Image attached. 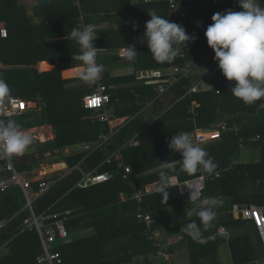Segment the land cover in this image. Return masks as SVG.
Listing matches in <instances>:
<instances>
[{
  "label": "trees",
  "instance_id": "16d2710c",
  "mask_svg": "<svg viewBox=\"0 0 264 264\" xmlns=\"http://www.w3.org/2000/svg\"><path fill=\"white\" fill-rule=\"evenodd\" d=\"M16 2L17 0H0V11L12 7L10 5ZM181 2L186 6L184 1ZM259 3L264 7V0H259ZM157 7L166 14L162 3ZM222 7L224 5H218L216 10ZM235 9H238V12L242 10L238 1H226L225 11ZM75 10L76 18L79 10L78 8ZM168 19L176 23L173 17ZM87 21L85 24L92 25L88 19ZM93 26L96 30V26ZM71 31L57 36L65 38L57 42L65 43L70 40ZM187 32L194 35L195 40L189 42L187 48L185 47L186 60L191 61L199 54H206L212 50L207 45L205 35L197 29L189 16ZM137 36L140 38L143 33ZM51 40L45 39L43 43H52ZM136 51L139 52L137 61L133 62L140 68L158 66L167 68L179 65L183 61L177 56L172 63H158L147 48H139ZM145 58H149L153 64H146ZM61 60L62 63L67 62L65 58ZM61 68L62 66H54L52 70L43 73L33 70L0 71V76L7 81L11 89V95H19L33 101L40 100L41 106L38 118H35L33 110L21 116L0 118L13 119L22 129L48 124L55 131L52 141L32 143L23 155L14 156V165L18 171H31L39 167L40 160L52 150L58 151L64 146L83 141L96 142L101 132L108 131L105 124L93 120L94 114L81 106V97L72 90L64 88V82L60 78L58 81L55 80L54 76ZM23 73H32L33 79L24 82L20 76ZM191 83V77H187L170 87L172 97L166 104L170 105L169 108L155 117L152 122L137 112L146 101L155 100V105L161 103L157 84H144L142 81L131 88L119 89L114 92L115 94L111 93V101L117 98L126 107L128 106L127 112L133 116L132 119L118 128L102 148L89 154L78 153L68 158L67 164L70 168L82 160V170L109 171L112 177L106 182L86 188L74 187L81 178V172L75 168L66 174L54 177L51 187L33 200L32 206L36 214L44 211L62 214L69 210L70 213L65 220L69 233L92 228L94 234L91 241L99 253L95 264H101L100 257L104 255H107L106 259L113 258L108 263L121 264L131 263L133 256L144 255L141 261L134 264H149L147 254L162 250L161 247L147 241L146 226L136 215L119 216L122 211L134 207L153 214L152 230L164 229L169 234L180 233L189 251L191 264H221L219 248L224 243L228 244L233 264L264 263V247L255 224L250 219L218 220L216 218L207 230L201 225L203 242H199L194 241L184 231V225L189 220L200 223L195 214L189 217L188 213L193 209L179 207L171 212L166 211V206L172 204L167 202H171L170 197L174 193L179 201L187 198L186 195L178 193V183L198 175V171L189 174L181 168L180 153L170 150L168 143L172 135L181 131L190 133L195 125L207 129L213 128L220 133L216 140L204 145L217 164L214 172L220 171V175L213 177L214 172L208 174L204 171L207 179L202 199L215 198L219 201L217 206L231 207L232 211L246 206L264 205V109L260 107L264 98L252 104H245L233 96L230 86L223 80L215 83L211 90L188 94L187 89ZM16 86L24 91L18 92L15 90ZM215 89H220V93H216ZM192 102H195L194 120L189 113ZM223 122L226 123L227 130L221 132L222 129L219 127ZM234 126L238 128L236 133L233 131ZM134 140L139 141V144L133 145ZM240 143L242 147H239ZM245 147L258 149L257 159L241 161L237 153ZM117 149L121 153L122 160L130 164L135 176L133 183L140 189H143L147 183L158 181L161 170L141 175L143 172L179 161L178 164L164 169L168 170L167 190L172 193L167 202L157 191L146 194L140 203L130 199L119 201L121 192L130 193V182L121 177L118 168L119 157L112 158L109 163L104 162L106 157ZM5 176L6 173L0 169V180ZM32 187L36 190L37 184L33 182ZM24 205L25 198L20 187L15 186L7 191L0 190V221H8L0 230V264H36L35 257L40 252V241L36 231L32 228L19 232L23 218L28 215V211L23 209ZM220 227H223L227 234L220 233ZM75 245L77 246L72 244ZM62 246L57 247L56 250L61 253L62 264H66L69 255L61 252ZM72 249L77 251V248Z\"/></svg>",
  "mask_w": 264,
  "mask_h": 264
},
{
  "label": "crops",
  "instance_id": "0c3cea01",
  "mask_svg": "<svg viewBox=\"0 0 264 264\" xmlns=\"http://www.w3.org/2000/svg\"><path fill=\"white\" fill-rule=\"evenodd\" d=\"M180 1H184L186 4L187 17L189 16L190 20L193 19L197 29L204 34L207 26L212 23V15L217 12H225V4L226 1L229 0H217L216 3L213 0ZM161 3L162 7L166 9V14L157 7ZM79 5L74 4L71 0H52L51 3L45 5H40L36 3L35 0H17L15 4L10 5L12 7L4 8L2 14H0V25L5 26L8 35L5 38L0 37V71L33 70L38 73H43L52 70L54 66H62L58 74L54 76L55 80L58 81L60 78L64 82V88L72 90L73 93L81 97L80 99L82 100L84 95L95 88L96 82L94 84H87L79 78V73L83 71V65L81 62L73 60L72 58L74 53L79 54L80 51L79 45L75 40L70 38V40L65 43H59L57 41L65 38H58L57 36L73 30L74 25H76V28H79V23H86L88 19L92 25L96 26L95 32L97 38L94 42L97 47V62L102 63L106 69L100 82L108 87L110 94H115L114 92L119 91V89L131 88L134 85L142 83V81L144 84H153L155 80L165 78L173 73V66L167 68L159 66L155 68H140L136 66L133 61L127 60L126 57H119L117 54L118 50L125 46H135L136 50L139 48H147V43L146 40L143 39V36L138 38L139 36L137 35L145 31V23L150 19L148 12L155 11L165 18H172L168 11L169 0H81ZM218 5H224V7L216 10ZM76 8H78L79 13L75 18ZM234 12H238V9H235ZM98 32L103 33L98 34ZM45 39H52V43L44 44L43 41ZM54 40L56 41L53 42ZM61 58L67 59V62L64 61V63H62ZM135 61H137V58ZM191 61L197 66L205 61L204 63L207 67L205 70L199 71L198 73L193 72L191 76L192 82L195 78L203 77L208 68L217 62L214 60V52L212 50L206 54H199L196 58L191 59ZM145 63L148 65L153 64L149 58L145 60ZM20 76L24 82L33 79L32 73H23ZM223 81L230 87L235 83L234 81H228L224 76ZM15 90L20 93L24 91L17 86ZM18 97L21 96L18 95ZM160 97L161 103L159 105L164 104L166 106L163 100L166 102L170 100L172 91L169 89ZM27 100L31 102V109L29 112L32 110L35 113L38 112L39 117V110L41 107L40 100ZM155 103V100L146 101L137 114L143 115L145 119H150V122H152L155 119V117L153 118L152 112L155 111ZM169 106H166L164 111H166ZM127 107L117 98L114 101L110 100L106 105L107 111L113 115L114 118L124 121L120 127L133 117L127 112ZM25 129H33L40 138L44 136V141L38 138L42 143L52 141L55 137V131L52 126L48 124ZM213 139L216 140V138ZM213 139L210 141H214ZM96 142L89 143L83 141L71 144V146L63 148L64 150L62 152L55 150L54 156L49 155V152L45 155L46 159L44 157L40 160V163L43 162L41 166L39 165V167L32 169L31 173L35 174L34 170L38 168L42 170L43 167L44 172H46V168L51 166L46 165V160L54 157H63L64 159L61 163L64 162L66 164V169L59 172L56 171L53 173L56 174V176H48L47 178L58 177L69 169L72 170L76 165L74 164V166L68 168L67 157L70 158L72 155L75 156L78 153L84 152L83 147L86 144L95 146L94 144H96ZM134 142H136V144L133 143V145L139 144L137 140H134ZM178 162L179 161L170 162L162 166H157V168L151 171L140 174L145 175L157 172L172 167L178 164ZM54 165L55 164H52L50 168L52 169ZM158 185L159 180L147 183L145 186H147L148 194L156 192ZM124 193L125 192H121L119 194V201L126 200L123 195ZM178 193L186 195L179 186ZM171 194L172 193H169V196ZM176 196L177 195L174 193L172 196L173 199L170 197L171 202H167L172 203L166 206L167 212H171L179 207L200 210L201 208L209 206V199L191 203L187 195V198L182 199V201L177 200ZM151 215L153 216L152 213ZM93 234L92 228L76 230L73 233H69L68 238L59 243L57 247L64 245L60 248L61 252L69 255V260H66V264H95L99 253L96 251V247L91 241V239H93ZM146 238L147 241H150L153 245L159 246L162 249L157 253L150 252L147 254L146 257L149 264H191L189 251L182 241V235L180 233L169 234L164 229H150ZM72 244H77V246H72ZM91 246L94 248H90ZM72 248H77V251H74ZM106 256L107 255L100 257V261H102L101 264H103V261H105L104 264H121L108 263V261L113 258L109 257L106 259ZM144 257V255L133 256L132 262L129 264L141 261ZM219 258L221 264H233L227 243L220 246Z\"/></svg>",
  "mask_w": 264,
  "mask_h": 264
},
{
  "label": "clouds",
  "instance_id": "9594fccd",
  "mask_svg": "<svg viewBox=\"0 0 264 264\" xmlns=\"http://www.w3.org/2000/svg\"><path fill=\"white\" fill-rule=\"evenodd\" d=\"M239 12L226 10L214 13L204 32L207 45L214 52V60L222 75L228 81H234L231 86L234 97L245 104H252L264 98V7L259 0H238ZM150 19L145 23L143 39L146 40L148 51L158 63H172L181 53L182 47L188 46L195 36L185 28L170 21L155 11L148 12ZM70 38L79 45V54H73V60L81 62L83 71L79 78L94 84L102 79L106 69L97 62V47L93 41L97 38L93 25L74 28ZM135 46H125L123 56L129 61H135L137 54ZM11 89L7 81L0 76V102L10 97ZM32 144L31 135L23 130L13 119L0 118V158L20 156ZM170 150L180 153L181 168L194 174L198 170L211 174L217 164L207 150L194 144L191 133L181 131L172 135L168 143ZM163 164V163H162ZM168 170L159 172V185L156 189L164 201H168ZM219 201L210 198L209 206L193 210L188 215L195 214L196 220H189L184 225V231L194 240L203 242L201 225L204 230L212 226L217 218L215 207Z\"/></svg>",
  "mask_w": 264,
  "mask_h": 264
},
{
  "label": "built area",
  "instance_id": "2783aa9c",
  "mask_svg": "<svg viewBox=\"0 0 264 264\" xmlns=\"http://www.w3.org/2000/svg\"><path fill=\"white\" fill-rule=\"evenodd\" d=\"M74 4L79 5L81 0H71ZM215 3L217 0H213ZM169 14L176 20V23L182 25L187 31V13L186 6L183 2L179 0H169L168 5ZM84 25H90L85 23H79V28ZM95 28V27H94ZM8 31L5 26L0 25V37H7ZM125 47H121L117 54L119 57L123 56V51ZM182 59V63L176 66H173V73L168 75L165 78L155 80L154 83L157 84L158 97L163 96L170 87L179 82L180 80L191 77L192 73L197 66L194 62L186 60V48L182 47L181 53L178 55ZM223 80V75L221 70L218 67V62L211 65L207 72L201 78H195L193 82L189 85L187 93H198L204 92L206 90H211L214 88L215 83L221 82ZM216 93H220V89H215ZM111 100V94L108 90V87L100 82H96L95 88L84 95L81 100V106L89 111L94 113L93 120H96L102 124H105L108 131L101 132L98 135V140L95 146L86 144L83 147V151L86 153H91L92 151L102 148L106 145L111 136L116 132V130L124 122L120 119L114 118L107 109L106 105ZM194 106L195 102H192L189 113L191 118L194 120ZM260 107L264 109V102L260 104ZM31 109V102L27 99L10 95L3 102H0V117L10 118L21 116L29 112ZM222 129L221 132L227 130V125L225 122L219 127ZM28 132L32 137V142L38 140V135L33 129H23ZM30 130H33L30 132ZM219 130L207 129L200 126H194L190 131L193 142L196 145H199L204 148V145L212 140L213 138L219 137ZM233 131L236 133L238 128L233 127ZM214 140V139H213ZM241 140V138H240ZM239 140V142H240ZM134 144L136 142L133 141ZM239 147H242V144H239ZM119 150H116L109 154L104 162L109 163L112 158L118 157ZM14 156L0 158V169L6 173V176L0 180V190L7 191L12 187L18 186L21 188L24 198L25 205L24 210L28 211V215L23 218L19 232H24L28 229H34L38 235L40 241V252L35 257L36 264H62L63 259L61 253L56 250L59 243L69 236V232L65 225V220L70 211H65L62 214L51 213L44 211L42 213L36 214L32 202L33 200L45 193L53 184L54 179L56 178H47L44 175H39L33 178L31 171H18L14 165ZM81 161L76 163L72 169H78L81 172V178L75 184L74 187L86 188L92 185L100 184L108 181L112 174L109 171H98L97 169L84 171L81 168ZM118 168L120 170L121 177L130 182L131 191L129 194L124 193L125 199H130L140 203L143 197L148 194L147 186H144L143 189H140L134 182V175L130 164L125 163L123 160L118 161ZM69 169L64 174L70 172ZM220 171H216L213 174V177H218ZM207 179L206 174L202 169L198 170V175L192 178L182 180L178 183L180 189L187 195L188 200L191 203H197L202 201V192L205 187V181ZM37 184L36 190L33 189L32 183ZM244 212L243 219H250L254 222L258 236L264 247V205H254L246 206L243 209H240ZM138 220L143 222L146 226V235L150 232L153 216L150 212L140 211L138 208V213L136 214ZM8 221H0V230L7 224ZM220 233L227 234L226 230L223 227L219 228Z\"/></svg>",
  "mask_w": 264,
  "mask_h": 264
},
{
  "label": "rangeland",
  "instance_id": "374dc122",
  "mask_svg": "<svg viewBox=\"0 0 264 264\" xmlns=\"http://www.w3.org/2000/svg\"><path fill=\"white\" fill-rule=\"evenodd\" d=\"M0 14H2V11H0ZM1 16V15H0ZM2 19V18H1ZM205 62V61H204ZM201 63V65H199V66H196L195 67V69H194V71L193 72H195V73H198L199 71H203V70H205L207 67L205 66V63ZM205 73V72H204ZM161 98V97H160ZM168 102V101H167ZM167 102L166 101H164L163 100V103H165V104H167ZM157 106H161V108H159V110L157 109L158 107ZM167 106V105H166ZM166 106L164 105V104H161V105H155V111H152L153 112V118L154 117H156V116H158V115H161L162 113H163V111H164V108H166ZM165 112V111H164ZM155 114V115H154ZM31 131H33V130H30V132ZM39 132H41V131H39ZM40 140H42V141H44L45 140V137L44 136H42L41 138H39ZM40 140H37V141H34V142H32V143H37V144H39V143H42V142H40ZM67 146H71V145H67ZM66 146H64L63 148H65ZM63 148H60L59 149V151L60 152H62L64 149ZM61 154V153H60ZM258 154H259V151H258V149H252V148H250V147H248V148H244V149H242V150H240L238 153H237V157L241 160V161H249L250 159H257V157H258ZM121 155V153H119V155H118V157H119V160H122V157L120 156ZM71 157H73V155L71 156ZM67 158H69V157H67ZM45 159H46V157H45ZM64 158L63 157H60V158H56V157H54V158H52V159H48V160H46L45 162L47 163L46 165H51L52 166V164H55L54 166H53V168L51 169L50 167L51 166H48L49 168H46V172H44V167H43V169H42V172H37V174H32V176H33V178H35V177H37V176H39V175H43V174H45L44 176L45 177H48V176H53V175H55L56 176V174H53L54 172H59V171H62V170H64V169H66V166H62L61 165V161L63 160ZM65 159H66V157H65ZM67 160V159H66ZM233 160H235L236 161V159L235 158H233ZM43 162H41V163H39V165L41 166V164H42ZM45 165V166H46ZM55 169V170H54ZM237 211V210H236Z\"/></svg>",
  "mask_w": 264,
  "mask_h": 264
},
{
  "label": "water",
  "instance_id": "95a60500",
  "mask_svg": "<svg viewBox=\"0 0 264 264\" xmlns=\"http://www.w3.org/2000/svg\"><path fill=\"white\" fill-rule=\"evenodd\" d=\"M36 3L40 4V5H45V4H49L52 2V0H35ZM38 117V112L35 113V118ZM49 155L54 156L55 155V151L52 150ZM62 166H66V164L63 162L61 163ZM35 174H37V172H42V170L40 168L34 170ZM216 212H217V219L218 220H232V219H243L244 218V212L241 210H237V211H232L231 207H225V206H217L216 207ZM138 213V208L134 207L131 208L128 211H122L119 216L120 217H126L129 215H136Z\"/></svg>",
  "mask_w": 264,
  "mask_h": 264
},
{
  "label": "bare ground",
  "instance_id": "6f19581e",
  "mask_svg": "<svg viewBox=\"0 0 264 264\" xmlns=\"http://www.w3.org/2000/svg\"><path fill=\"white\" fill-rule=\"evenodd\" d=\"M39 138H40V136H39Z\"/></svg>",
  "mask_w": 264,
  "mask_h": 264
}]
</instances>
